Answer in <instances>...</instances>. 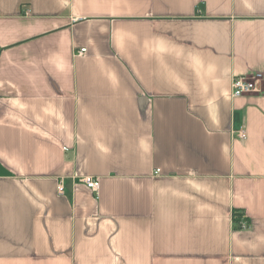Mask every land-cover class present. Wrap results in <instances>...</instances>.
Returning a JSON list of instances; mask_svg holds the SVG:
<instances>
[{"label":"crops","instance_id":"0c3cea01","mask_svg":"<svg viewBox=\"0 0 264 264\" xmlns=\"http://www.w3.org/2000/svg\"><path fill=\"white\" fill-rule=\"evenodd\" d=\"M0 264H264V0H0Z\"/></svg>","mask_w":264,"mask_h":264},{"label":"built area","instance_id":"2783aa9c","mask_svg":"<svg viewBox=\"0 0 264 264\" xmlns=\"http://www.w3.org/2000/svg\"><path fill=\"white\" fill-rule=\"evenodd\" d=\"M86 53V49L80 50L79 55H83ZM263 89V75L256 74L253 76H239L233 79L231 85V92L233 97H242L248 94L260 93ZM239 138L245 139L246 134L244 130H241L237 133ZM81 182L84 183L89 189L94 192H97L100 187V182L96 178L92 177H83L81 178ZM58 192L63 195L64 194V186L61 182L58 185ZM241 229L249 228V223L245 217H242L240 224Z\"/></svg>","mask_w":264,"mask_h":264},{"label":"trees","instance_id":"16d2710c","mask_svg":"<svg viewBox=\"0 0 264 264\" xmlns=\"http://www.w3.org/2000/svg\"><path fill=\"white\" fill-rule=\"evenodd\" d=\"M234 215H235L234 216V224L237 228L241 229V226L239 224H240L242 217H244V216H243V214H241L239 212L235 213Z\"/></svg>","mask_w":264,"mask_h":264}]
</instances>
